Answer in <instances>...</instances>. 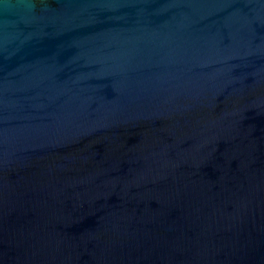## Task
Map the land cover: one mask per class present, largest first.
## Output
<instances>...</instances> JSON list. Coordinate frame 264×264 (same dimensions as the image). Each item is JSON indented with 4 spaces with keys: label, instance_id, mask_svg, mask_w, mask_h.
I'll use <instances>...</instances> for the list:
<instances>
[{
    "label": "water",
    "instance_id": "95a60500",
    "mask_svg": "<svg viewBox=\"0 0 264 264\" xmlns=\"http://www.w3.org/2000/svg\"><path fill=\"white\" fill-rule=\"evenodd\" d=\"M0 264H264V0H0Z\"/></svg>",
    "mask_w": 264,
    "mask_h": 264
}]
</instances>
